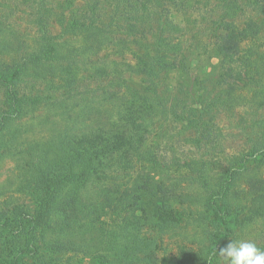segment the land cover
<instances>
[{
    "label": "trees",
    "instance_id": "obj_1",
    "mask_svg": "<svg viewBox=\"0 0 264 264\" xmlns=\"http://www.w3.org/2000/svg\"><path fill=\"white\" fill-rule=\"evenodd\" d=\"M107 1L91 0L82 12L60 15V32L44 33L41 44L25 53L11 52L0 40V173L2 162L10 160L17 171L15 191L34 196L32 202H15L0 183V264L73 258L93 264H213L236 230L264 222V121L257 123V144L223 164L204 155L169 157L150 139L170 116L193 131L188 140L196 149H207L208 136L219 129L213 112L241 104L243 91L258 85L264 91V56L240 53V44L258 37V24L236 29L221 19L217 28L226 27L214 44V67L220 68L215 87L209 64L202 62L208 59H199L208 47L195 52L168 43L165 34L174 26L169 8L154 41L145 44L148 32L134 31L155 22L149 6H177L179 0H120L106 23L100 12ZM223 1L225 12L234 8ZM115 12L133 35L137 47L127 48L134 59L107 65L102 60L93 68L111 89H78L79 70L95 64L89 60L102 46L124 53L129 41L115 29ZM124 66L139 78L125 80ZM54 77L60 85L49 89L66 90L58 98L39 86L48 87ZM40 105L61 124H52L45 139L28 138L21 121ZM193 224L199 225V238L185 232Z\"/></svg>",
    "mask_w": 264,
    "mask_h": 264
},
{
    "label": "rangeland",
    "instance_id": "obj_2",
    "mask_svg": "<svg viewBox=\"0 0 264 264\" xmlns=\"http://www.w3.org/2000/svg\"><path fill=\"white\" fill-rule=\"evenodd\" d=\"M73 0H0V40L13 50L25 53L31 49L39 46L44 33L50 35H56L60 32V24L57 20L60 19V15L70 16L71 10L82 12L87 9L88 2L91 0H74L73 8H68L67 5ZM179 5L173 6L172 2H166L162 6H149V11L153 13L155 20L154 23L142 28H136L134 31L146 30L148 32L145 37V44L154 41L153 35L160 28L158 23L162 20L161 15L167 13V8L171 10L170 17L174 21L173 31L166 33L168 35V43L171 42L180 46L184 50H193L195 52L201 51L203 48L208 47V53L205 56H201L199 59H208L202 61L203 64H209L207 67L210 71L209 79L215 87H219L215 84V80L219 76L220 68L214 67L218 64V58L214 54L215 43H218L225 35V27L222 24L217 28L221 19L227 25L233 24L236 29L244 27L247 22L254 21L258 24V37L254 41L246 40L242 44L241 54L245 51L246 55L250 56H264V0H230L231 5H234L232 10L225 12L226 6L223 0H179ZM120 0H108L106 5H102L101 18L106 23L109 22V17L112 16L115 5L118 9L121 5H118ZM236 5V7H235ZM117 13V12H115ZM41 14L42 25L39 27L36 21ZM117 19L119 23L115 27L116 31L123 33L120 36L124 39H128V43L122 46L123 55L119 56V48L112 44H105L100 48V52L96 56H92L89 62L94 61L95 64L86 68L82 67L79 70V80L82 89L94 90V93L98 94L102 91V88L107 90L111 87L107 86V83H101L94 76L93 68L97 64L105 60V65L111 59L117 61H123L134 59V55L129 51L137 47L133 42V35L128 34L127 25L122 22V14L117 13ZM113 23V22H111ZM110 24V23H109ZM162 26V24H161ZM134 31H131L133 33ZM60 39V38H59ZM62 40V38H61ZM60 41V40H59ZM215 44V45H214ZM258 47L256 49L255 47ZM15 47V48H13ZM19 47V48H17ZM13 48V49H12ZM140 50L136 49V53ZM262 61L263 59H259ZM133 62V60H131ZM262 63V62H260ZM259 68V73L263 74ZM102 72V71H101ZM123 78L127 80L132 76L135 81L139 78L137 75H129L125 70V66L122 68ZM261 77H263L261 75ZM37 85V84H36ZM60 85V81L54 77L53 82L46 86L45 82H40V87H45V93H54L56 98L66 93L65 88L59 90V93L53 92L49 89L55 88ZM38 86V85H37ZM254 87L249 91H243L242 95H245L244 100H240L241 104H238L232 109L218 110L213 112L214 120L216 123L217 131H213L211 136H208L207 149H196L192 143L188 140L189 135L193 134V131L183 128V124L178 122L172 117H167L164 121L159 122V126L156 127L155 134L150 136V139L155 140L159 145V150L169 157H193L198 159L204 155L205 159L209 161H215L216 164L224 163L226 157L233 155L232 153L246 152L251 147L257 144L259 135L262 132L258 128L257 123L264 121V91L260 90L261 87ZM102 87V88H101ZM223 87V86H222ZM76 89V88H75ZM255 94V96H254ZM3 96V87L0 86V103ZM249 98H254L255 101H247ZM257 100V101H256ZM246 102L252 103L246 104ZM42 105L32 114V117H24L21 123L26 124V130L24 134L28 138L45 139L51 130L52 124L60 125L61 120L58 118L46 117V109H42ZM194 135V134H193ZM215 164V163H214ZM10 160H5L1 165L0 183L5 189V192L13 194L12 197L15 202H32V197L29 192L19 194L15 191V183L18 181L16 178V170H13ZM221 168H218L219 171ZM192 171L185 173L189 175ZM264 174V171H263ZM173 176V175H172ZM171 176V177H172ZM174 177V176H173ZM186 181L183 182V185ZM185 232L189 235L195 234L197 238L200 237L199 225H189ZM202 235V234H201ZM196 237H194L196 239ZM176 239V238H175ZM233 241H248L256 244L258 248L264 250V222L261 220L256 221L251 226H245L227 238L228 243ZM171 246L174 244L171 243ZM195 242V241H193ZM227 245V244H226ZM225 245V246H226ZM224 246V247H225ZM62 264H93V262L84 258L82 262L77 261L75 258L65 261ZM213 264H224L223 259L218 255Z\"/></svg>",
    "mask_w": 264,
    "mask_h": 264
},
{
    "label": "clouds",
    "instance_id": "obj_3",
    "mask_svg": "<svg viewBox=\"0 0 264 264\" xmlns=\"http://www.w3.org/2000/svg\"><path fill=\"white\" fill-rule=\"evenodd\" d=\"M224 264H264V250L253 242L231 240L219 249Z\"/></svg>",
    "mask_w": 264,
    "mask_h": 264
}]
</instances>
